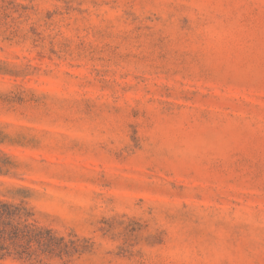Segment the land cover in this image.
<instances>
[{"label": "rangeland", "instance_id": "rangeland-1", "mask_svg": "<svg viewBox=\"0 0 264 264\" xmlns=\"http://www.w3.org/2000/svg\"><path fill=\"white\" fill-rule=\"evenodd\" d=\"M0 157V264H264V0H0Z\"/></svg>", "mask_w": 264, "mask_h": 264}, {"label": "trees", "instance_id": "trees-1", "mask_svg": "<svg viewBox=\"0 0 264 264\" xmlns=\"http://www.w3.org/2000/svg\"><path fill=\"white\" fill-rule=\"evenodd\" d=\"M7 159L0 157V176L7 175L5 168ZM32 216L25 207L14 206L0 200V258L17 256L23 259H31L36 251H33V243L37 242L39 233L29 224H23V219ZM27 220L25 221V223Z\"/></svg>", "mask_w": 264, "mask_h": 264}]
</instances>
